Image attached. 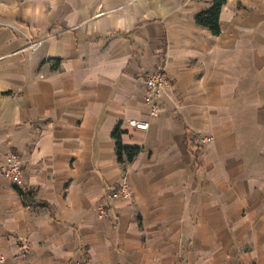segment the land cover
Wrapping results in <instances>:
<instances>
[{
	"label": "crops",
	"instance_id": "1",
	"mask_svg": "<svg viewBox=\"0 0 264 264\" xmlns=\"http://www.w3.org/2000/svg\"><path fill=\"white\" fill-rule=\"evenodd\" d=\"M212 2L0 0L6 264H264V0H226L217 36Z\"/></svg>",
	"mask_w": 264,
	"mask_h": 264
},
{
	"label": "built area",
	"instance_id": "2",
	"mask_svg": "<svg viewBox=\"0 0 264 264\" xmlns=\"http://www.w3.org/2000/svg\"><path fill=\"white\" fill-rule=\"evenodd\" d=\"M43 41H29L26 50L27 51H34L37 50ZM168 86V80L163 72H158L148 76L145 81V102L149 109V115L151 117H157L160 113L159 108V99L163 94L165 88ZM128 126L131 128H135L138 130H147L148 124L144 122H136V121H129ZM211 139L204 138L200 142L202 144H209L211 143ZM21 166L20 162L14 154H8L4 161V166L2 167V174L9 180H11L16 185H21ZM111 199H123L129 200L130 193L125 184H123L118 192L111 194ZM98 216L100 219L105 218L106 216V209L100 208L98 211ZM0 264H6L5 258L0 256Z\"/></svg>",
	"mask_w": 264,
	"mask_h": 264
},
{
	"label": "trees",
	"instance_id": "3",
	"mask_svg": "<svg viewBox=\"0 0 264 264\" xmlns=\"http://www.w3.org/2000/svg\"><path fill=\"white\" fill-rule=\"evenodd\" d=\"M226 0H213L212 6L205 12L198 14L195 17V22L198 26L208 29L213 36H217L219 34V16L224 6ZM112 138L115 141L117 156L120 161H122L123 156L127 158L128 161H132L133 158L138 154V148H128L124 147L121 144V132L116 129L112 133ZM19 194L25 201L28 200V196L19 191Z\"/></svg>",
	"mask_w": 264,
	"mask_h": 264
}]
</instances>
